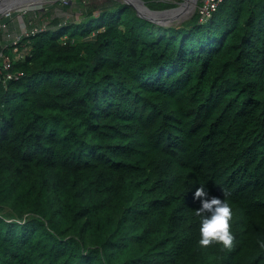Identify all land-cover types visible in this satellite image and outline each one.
<instances>
[{
	"label": "trees",
	"instance_id": "obj_1",
	"mask_svg": "<svg viewBox=\"0 0 264 264\" xmlns=\"http://www.w3.org/2000/svg\"><path fill=\"white\" fill-rule=\"evenodd\" d=\"M81 8L0 69V264H264V0L171 26ZM201 185L230 249L198 243Z\"/></svg>",
	"mask_w": 264,
	"mask_h": 264
},
{
	"label": "rangeland",
	"instance_id": "obj_2",
	"mask_svg": "<svg viewBox=\"0 0 264 264\" xmlns=\"http://www.w3.org/2000/svg\"><path fill=\"white\" fill-rule=\"evenodd\" d=\"M80 0H49L44 4L36 5L28 9H22L17 11H12L6 14H0V22L8 21L9 28L6 33L11 34V36L22 37L25 35L26 31L32 28V26H37L41 21L47 26H54L55 20L61 19L64 23H70L71 21H84L88 18L85 16L83 9L81 7L84 4L88 5H102L107 0H81L82 4H79ZM125 3H129V0H121ZM145 5L150 8V11L145 12L146 16L152 20L160 22L162 24L178 25L190 18H192L198 9V4L201 0H197L195 9L192 13L188 11H178L183 7V3L186 0H142ZM50 5L55 7L50 9ZM49 13V14H48ZM101 10L95 12L96 16H99ZM166 26V25H165ZM9 31V32H8ZM12 40L8 35L0 34V43Z\"/></svg>",
	"mask_w": 264,
	"mask_h": 264
},
{
	"label": "clouds",
	"instance_id": "obj_3",
	"mask_svg": "<svg viewBox=\"0 0 264 264\" xmlns=\"http://www.w3.org/2000/svg\"><path fill=\"white\" fill-rule=\"evenodd\" d=\"M195 197L201 201V206L196 209L199 217V245L207 247L218 244L227 249L233 247L235 235L231 230V221L234 213L230 201L218 196L209 197L204 185L196 189ZM259 243L264 247V240Z\"/></svg>",
	"mask_w": 264,
	"mask_h": 264
},
{
	"label": "built area",
	"instance_id": "obj_4",
	"mask_svg": "<svg viewBox=\"0 0 264 264\" xmlns=\"http://www.w3.org/2000/svg\"><path fill=\"white\" fill-rule=\"evenodd\" d=\"M223 1L224 0H201V2H199L198 4V9H197V11L201 15V21L205 22L211 19L214 12L217 11L218 7ZM8 28H9L8 23L3 22V21L0 22V34L1 35L6 34L8 35V37L12 38L11 42L14 45V51H15L14 57H11V56H7L4 50L0 49V69L2 71H7L5 81H7L8 79H18L20 78L21 75H23L22 72H19L18 74H14L12 72V68L15 62L25 58L24 53L20 52V49H19V43H20L21 37L15 38V36H11V34L6 33ZM39 30L40 29H38L37 27L30 28L29 30L26 31L25 35H29L30 33L35 34Z\"/></svg>",
	"mask_w": 264,
	"mask_h": 264
},
{
	"label": "bare ground",
	"instance_id": "obj_5",
	"mask_svg": "<svg viewBox=\"0 0 264 264\" xmlns=\"http://www.w3.org/2000/svg\"><path fill=\"white\" fill-rule=\"evenodd\" d=\"M47 1L49 0H4V2L0 3V14L28 9L36 5L44 4ZM130 1L139 2L140 0H129V2ZM196 1L197 0H188V2L183 5L182 9L178 11H188L189 13H192L195 9Z\"/></svg>",
	"mask_w": 264,
	"mask_h": 264
},
{
	"label": "water",
	"instance_id": "obj_6",
	"mask_svg": "<svg viewBox=\"0 0 264 264\" xmlns=\"http://www.w3.org/2000/svg\"><path fill=\"white\" fill-rule=\"evenodd\" d=\"M1 2H4V0H0V3H1ZM187 2H188V0H186V2L183 3V5L186 4ZM196 3H197V1H196ZM129 4L132 5V6H134V7L138 10V12H139V14H140L141 16H143V17H145V18H147V19H150V18H148V17L146 16V14H145V12L150 11V8H148V6L145 5L144 1H142V0H140L139 2L130 1ZM150 20H152V19H150ZM152 21H154V22H156V23H159V24H161V25H166V26H168L167 24H162V23L157 22V21H155V20H152Z\"/></svg>",
	"mask_w": 264,
	"mask_h": 264
}]
</instances>
